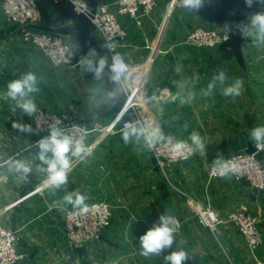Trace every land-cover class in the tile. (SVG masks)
<instances>
[{
	"label": "crops",
	"instance_id": "1",
	"mask_svg": "<svg viewBox=\"0 0 264 264\" xmlns=\"http://www.w3.org/2000/svg\"><path fill=\"white\" fill-rule=\"evenodd\" d=\"M1 1L0 11L2 10ZM42 2L48 8L46 9L48 19L54 22L44 25H58L61 16L59 10L49 1L42 0ZM167 3V0H159L153 15L146 18L141 26L129 18L123 19L124 25L130 34L123 46V53L129 62L136 64L147 59L146 52L144 54L143 51L141 54L135 55L131 52L133 50L128 49L129 45L133 47L143 40V36L138 37L136 35L133 39L131 35L135 33L145 34L146 30L148 35H144V38L150 41L156 28L164 18ZM176 9L174 20L178 23H207L206 20L189 12L182 5L177 6ZM70 22V18H63V24ZM165 25L166 21L162 30ZM95 34L98 35L92 37L85 53L96 54L103 59L106 58V64H109L108 56L102 53V38L99 33L96 32ZM244 36L245 66L237 62L229 48L219 46L214 53L223 58L225 62H229L232 68L234 66L238 68L235 77L246 80L247 75H250L252 62L257 59L255 55L260 52L264 53V51H261L264 49V43L257 40L254 34H244ZM66 37L70 39L68 36ZM96 39L98 41H95ZM7 41L1 42L0 40V56L6 53L7 46L5 43ZM16 49L18 50L17 47ZM9 53L16 60L13 64L10 63L12 66L9 68H13L16 72L21 69L23 74L31 72L36 75L38 91L29 94V98L36 105L49 108L62 107L63 110L75 116L76 120L89 125L110 123L120 108L121 98L114 85L112 75L106 69L98 79L95 72L90 70L98 67L96 65L85 68L66 66L56 69L35 51L19 50L10 51ZM91 60L95 59L91 58ZM153 67L154 63L149 72L147 89L149 92L158 94L157 100L151 104V109L158 119L163 133L167 136L188 139L193 131L198 132L206 138L207 156L205 158L195 154L192 160L173 165L170 169L172 174L171 186L165 181H160L161 191L158 196V212L148 214L147 211H144L143 213L150 219H158V222L160 215L179 217L182 220V225L175 234V242L172 248L165 249L159 256L144 257L143 259L152 260V263L158 260L159 264H169L164 260V256L172 251L182 249L188 255V259L184 264H254V256L247 248L236 225L230 221L229 214L232 211L248 209L260 215L262 217L260 226L264 235V190H255L246 181L236 180L232 176L228 179H209L208 168L216 158L217 152H222L225 157L247 150L249 146L254 147L249 138V131L252 127L264 123V86H247V84H243L242 93L238 97H224L221 95V90L225 86H215L212 94L205 97L203 92L207 90V86H168L163 85V83L148 86L149 80L157 76V68ZM1 68L8 73L7 65L6 67L1 65ZM58 82L62 86H56ZM109 82L112 83V86ZM61 87L62 89H60ZM177 93L180 94L181 98H188L191 94L192 99L183 105L179 99L173 102L171 97ZM54 98L56 101L53 100V102L52 99ZM28 116L16 106V101L12 99L7 101L5 107L2 106L0 110V118L7 119V121L13 119L14 123L21 125L28 122ZM122 131L115 130L114 132L100 133L93 131L90 135L89 154L82 158H72L73 164L69 172L67 185L55 191L47 189L43 183L47 174L44 171V166L41 165L38 156L39 149L36 147L38 142L49 134L42 133L34 136L35 141L31 142L28 147L14 149L7 147L5 153L0 154L3 162L6 160L0 167V178L1 175L7 177L6 180L0 179L2 218L6 220L10 217L11 226L22 230V237L34 248V252L35 245L24 235H36L37 237L41 232L55 228L53 224H55L60 210L51 209V204L66 205L63 202V196L77 190L89 197L87 201L100 200L104 194L105 179L110 180L108 187L113 188L112 192H114V188L119 190L121 177L126 173L123 169L124 166L120 163L121 154L127 152L129 147L134 151V145L137 143V140L133 138L131 142L125 144L122 139ZM6 137H16L20 140L30 138L19 129L7 131ZM17 161L28 165L32 171L27 174L17 171L15 168ZM105 166H109L108 170L111 171L109 177L106 175L107 178L104 175ZM153 168L158 172L155 164ZM127 181L129 187L127 195L130 199L127 200L131 201V197H133L132 202H136L134 180ZM154 187L149 183L150 192L147 191L143 201L150 200L153 202L156 197L152 195L151 189ZM190 197L205 202L220 215L223 221L217 233H212L197 222L188 205ZM111 198L115 201L114 199H117L118 196L113 193ZM151 227L135 224L133 227L115 228L114 231H124L123 233L133 236L135 242H137V236L140 237ZM81 251H86L84 253V263L91 264V261L87 258V247ZM257 255L264 259V244L258 250ZM123 258L121 264H130V260L132 261L131 264L136 262V254L132 252H127ZM42 263L43 260L31 258L30 256L20 264Z\"/></svg>",
	"mask_w": 264,
	"mask_h": 264
},
{
	"label": "rangeland",
	"instance_id": "2",
	"mask_svg": "<svg viewBox=\"0 0 264 264\" xmlns=\"http://www.w3.org/2000/svg\"><path fill=\"white\" fill-rule=\"evenodd\" d=\"M37 1L42 11L41 24L54 23L53 20L48 19V11L46 10L48 8L43 4L42 0ZM1 2L2 10L0 11V40L1 42H5L6 40L8 41L5 43L7 46L6 53L0 56V110L2 109V106L5 107V103L7 101L11 100V98L6 95L7 87L2 86H7L11 81L20 79L25 75L21 69L17 70L16 72L13 68H9L14 63L15 58L11 56L10 53L8 54V52L19 50L35 51L40 55L41 58L46 59V61L56 69L68 66L52 64L51 61L35 45L25 38L24 28L19 24L9 21L6 18L3 11L4 0ZM176 10L177 9H175L169 15L166 25L162 30L164 25L163 22L166 18V11L163 18L164 20H161L159 26L156 28L155 33L153 34L154 36L150 39V41L144 38V35H148L146 30L145 34L135 33L131 35L133 39L136 35L138 37L143 36L142 42L138 45L135 44L136 46L134 45L133 47L129 45L128 49L133 50L131 51L133 54L139 55L144 51V54L146 52V57H148L151 54L150 47L157 44V48L159 49L153 62L154 67L157 65L155 67V69L157 68V76L153 77L152 75L153 78L149 80L148 86H152L154 84L159 85L161 83L168 86H207L208 83L212 81L213 77L221 70L225 72L226 79L223 85L219 81H216V86H227L233 82L234 79L239 78L235 77V72H237L238 68L235 66L232 68L229 62H225L223 58H220L219 55L214 53V51H217L218 47H194L188 45L185 42L187 34L197 24L193 22L178 23V21L174 20V16H176ZM254 12L255 11H252L251 13ZM127 32L128 38L130 34L128 30ZM96 41H98V39H96ZM102 51L101 52L106 55L103 48ZM261 51H264V49ZM255 56L257 59L252 62L253 65L251 67V72L249 71L250 75H247L246 80H242L245 85L247 84V86H264V53L260 52ZM91 58L95 60L103 59L101 56H97L96 54L85 53L82 57V61L85 63V61H89ZM104 60L107 63L106 58H104ZM10 63L12 64L10 65ZM1 65L5 67L7 65L8 73L5 72L3 68H1ZM109 83L112 86V83ZM56 86H62V84L58 82ZM60 89H62V87ZM122 99L125 100L126 96L124 95ZM53 100L56 101L55 98L52 99V101ZM122 103L123 101L121 100L120 106ZM39 109L50 111L58 115H68L73 120H76L75 116H73L68 111L63 110L62 107L49 108L42 105H37L36 112ZM36 112L28 116L29 120L27 123H23V125L32 129L31 132H25L30 138L24 140L17 139L16 137L7 138V131L12 129L18 130V128L14 129L13 119H8L7 121V119H2V117L0 118V154H4L7 147L13 149L28 147L31 142L35 141L36 138L34 136L45 133L44 131L38 129L33 122V116ZM108 124H88V126L92 129V132L94 131L96 133L114 132L115 130H120L119 128H116L112 131H109L107 128ZM262 125H264V123ZM134 147V151H132V148L129 147L127 152L121 154L120 163H122V166H124L123 169L126 173L121 177L119 190L114 188V192H112L113 188L110 189V187H108L110 180L105 179L104 194L100 200L108 204L111 210V215L109 218V224L103 230L100 238L98 240L89 241L81 247L71 244V240L69 239H71L72 236L70 233H68L65 214L67 211L73 210V208L71 205H63L59 203L51 204V209L60 210L58 218L55 220V224H53L55 228L49 231L45 230L44 232L38 234L37 237L36 235H24L30 239L36 248L33 255H31V258L43 260L42 264H85L84 253L86 251L81 250L87 247V258L89 261H91V264H115L117 262L121 264V261L124 259L123 256L127 252L136 254V262L134 264H159V262H157L158 260L152 263V260H144V257L140 255V245L138 240L139 236H137L138 239L136 240L137 242H135V238L129 234L123 233L124 231H114L115 228L133 227L135 224L138 226H153L154 224L158 223V219H150L143 212L147 211L148 214H152L156 211L158 212V196L160 195L161 191L160 181H165L170 185L172 179L171 170L167 171L166 173L160 170L159 166H157V160L155 156L152 154V151H149L146 148L143 140H137V143L134 145ZM260 155L264 160V151H261ZM226 157L227 156H225V158ZM5 162H3V160L0 158V167ZM154 164L157 167L158 172L154 170ZM108 168L110 167L105 166L104 175L106 178L107 176L109 177L111 173ZM1 178L3 180L7 179L5 175H1ZM127 180H134L135 197L137 198L135 200L136 202H132L133 197H131V201L127 200L129 199L127 195L129 193ZM148 182L155 186L153 189H151L153 193L152 195L156 197L153 199V202L150 200H144L145 202L143 201L144 195L147 194V191L150 192ZM113 193L114 195L118 196L117 199H114L115 201H113L111 198ZM91 202L92 200L87 201L88 204ZM133 214L135 215L132 217ZM0 221L3 222L7 227L13 228L11 226L10 217L6 220L2 218L1 209ZM18 232L19 236H22V230L18 229ZM18 247L24 254H26L27 248L23 245L20 239L18 240ZM129 262L130 264L132 263L131 260Z\"/></svg>",
	"mask_w": 264,
	"mask_h": 264
},
{
	"label": "built area",
	"instance_id": "3",
	"mask_svg": "<svg viewBox=\"0 0 264 264\" xmlns=\"http://www.w3.org/2000/svg\"><path fill=\"white\" fill-rule=\"evenodd\" d=\"M74 3L78 11L85 10L86 5L83 0H74ZM158 4L159 0H107L98 6L94 14L93 21L96 25V32L103 40V50L109 58V65H112L114 57H120L127 65V71L118 82L123 103L107 125L109 131L116 128L124 130L128 124H143L146 121H153L161 127L151 109V104L157 100L158 94L149 92L147 89L149 72L159 51L157 45L155 44L156 47L155 45L149 46L151 54L146 60L136 64L129 62L123 53L124 42L128 36L123 19L129 18L141 26L146 18L153 15ZM180 5L179 0H168L163 24ZM3 11L9 21L24 28L25 38L35 45L52 64L76 67L73 62L76 45L71 39L65 35L34 26L41 24L42 19V11L37 0H4ZM226 39L227 35L218 25L207 22L195 25L187 34L185 42L194 47L216 48ZM124 95L126 96L125 100L122 99ZM33 122L38 129L47 134H50L51 126L55 125L74 138L84 137L87 149L90 150L89 141L92 129L85 122L43 109H39L34 114ZM173 138L187 140L186 138ZM260 152H257L256 148L254 152L243 150L225 158L239 168V171L232 177L239 181H246L255 190H264V160ZM152 154L157 160V166L164 173L170 170L173 165L187 162L195 156L194 154L188 159L173 158L170 147L165 143L158 144L152 150ZM211 168L212 164L208 168V178H220L211 174ZM188 201L189 208L197 222L212 233H217L223 221L220 215L199 199L190 197ZM88 205L89 212L87 214H80L76 209L69 210L65 214L68 233L72 236L69 240H71V244L80 247L89 241L100 238L103 230L109 224L111 215L110 207L102 200L92 201ZM174 218L179 221L180 227L182 220L179 217ZM261 218L260 215L248 209L232 211L229 214L230 221L236 225L247 248L254 256V264H264V259L257 255L258 250L264 244V235L260 226ZM18 240V229L9 228L0 221V264H16L24 257L25 254L18 247Z\"/></svg>",
	"mask_w": 264,
	"mask_h": 264
},
{
	"label": "clouds",
	"instance_id": "4",
	"mask_svg": "<svg viewBox=\"0 0 264 264\" xmlns=\"http://www.w3.org/2000/svg\"><path fill=\"white\" fill-rule=\"evenodd\" d=\"M203 2L204 0H183V5L189 11H198L203 6ZM254 3L264 6V0H245V4L249 8ZM233 27L245 35L254 34L257 40L264 43V10L251 13L247 17L246 22H240L235 25L226 22L223 25L225 34H230ZM85 62L88 63V61ZM105 65L106 61L101 59L99 66L90 70H93L99 79L104 71ZM110 71L113 74V80L119 82L123 74L127 71V65L120 57H114ZM225 79V72L223 70L219 71L213 77L212 81L208 83L207 90L203 92V95L205 97L210 96L216 86V81H219L223 85ZM243 84L242 79L236 78L233 82L222 88L221 95L224 97H238L242 93ZM36 85V75L29 72L22 78L10 82L7 85L6 95L16 101V106L24 113L32 115L36 112L37 105L29 98V94L38 91ZM177 99L183 105L192 99V95L190 94L188 98H181L180 94L177 93L171 97L173 102ZM13 127L18 128L21 132L32 131L28 126L18 123H14ZM133 138L136 140L142 139L149 151L154 150L158 144L165 143L170 147L173 158L188 159L194 154H199L205 158L207 156L206 138L195 131L191 133L188 140H178L171 136H165L161 127L155 122L146 121L143 124H128L124 128L122 131L124 143L128 144ZM249 138L257 149V152L264 151V125L252 127L249 131ZM38 149L39 160L47 174L43 183L47 189L53 191L67 185L69 172L73 164L72 158H82L89 154L84 137L74 138L65 130L55 125L51 126L50 134L38 142ZM15 168L17 171H22L25 174L32 171L28 165L20 161L16 162ZM238 171L239 168L237 165L232 164L230 160H226L222 152H217L216 158L212 161L211 174L213 176L228 179ZM88 199L89 197L79 190L69 192L63 196V202L66 205H71L80 214H87L89 212V205L86 202ZM178 229L179 221L173 216L160 215L159 222L139 237L140 255L145 258L159 256L165 249L172 248ZM187 259L188 255L182 249L172 251L170 254L164 256V260L169 262V264H184Z\"/></svg>",
	"mask_w": 264,
	"mask_h": 264
},
{
	"label": "water",
	"instance_id": "5",
	"mask_svg": "<svg viewBox=\"0 0 264 264\" xmlns=\"http://www.w3.org/2000/svg\"><path fill=\"white\" fill-rule=\"evenodd\" d=\"M46 1L51 2L59 10L61 14L59 23L55 26L44 24H36L34 26L45 31L68 36L71 40H73L76 43L73 62L77 68H85L90 65L99 66L100 61L90 60L88 63H83L81 59L89 46L90 40L96 33V25L93 21L94 14L96 13L98 6L107 0H83L86 5L85 10L83 11H78L76 9L74 0ZM179 1L181 5L184 6L183 0ZM260 10H264V6L254 3L253 6L249 8L246 6L245 0H204L203 6L198 11H188L203 18L207 22L218 25L224 31L223 25L226 22L232 25L238 24L240 22H246L247 17L252 11L256 12ZM64 17L70 18L71 22L68 24H63ZM226 35L227 39L220 45V47L231 49L237 62L240 65L245 66L243 54V43L245 42L244 34L240 31H237L236 28L233 27L231 33ZM110 68L111 66L106 64L104 69L109 71L113 78ZM114 85L116 86L119 97L121 98V90L119 88L118 82L114 81ZM247 150L249 152H254L255 148L253 146H249ZM14 229L17 228L14 227ZM19 239L28 248V252L16 264H20L23 260L30 257L34 252V248L22 236H19Z\"/></svg>",
	"mask_w": 264,
	"mask_h": 264
},
{
	"label": "trees",
	"instance_id": "6",
	"mask_svg": "<svg viewBox=\"0 0 264 264\" xmlns=\"http://www.w3.org/2000/svg\"><path fill=\"white\" fill-rule=\"evenodd\" d=\"M95 41H96V40H95ZM102 45H103V40H101V46H102ZM119 107H120V106H119ZM119 107H118V108H119Z\"/></svg>",
	"mask_w": 264,
	"mask_h": 264
}]
</instances>
